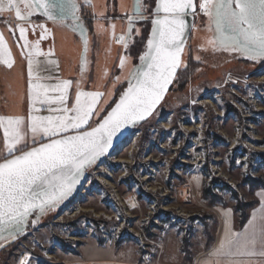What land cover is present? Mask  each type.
<instances>
[{
	"label": "rangeland",
	"instance_id": "1",
	"mask_svg": "<svg viewBox=\"0 0 264 264\" xmlns=\"http://www.w3.org/2000/svg\"><path fill=\"white\" fill-rule=\"evenodd\" d=\"M108 1L114 11L134 15V0ZM146 1L147 19L134 21L128 32L127 53L140 49L133 69L147 51L144 27L151 35L155 7ZM77 2L87 20L84 5L93 0ZM198 3L182 66L155 113L89 166L55 209L35 225L36 215L29 217V231L0 248V264L29 257L30 264H193L215 243L224 210H232L238 228L237 200L258 202L254 193L264 187L253 181L264 184V60L214 49L209 18ZM2 18L15 19L8 12ZM83 27L89 32L87 22ZM123 84L111 90L112 99L119 94L116 102L98 111L85 130L103 122L127 90ZM2 107L0 102V112Z\"/></svg>",
	"mask_w": 264,
	"mask_h": 264
},
{
	"label": "snow or ice",
	"instance_id": "2",
	"mask_svg": "<svg viewBox=\"0 0 264 264\" xmlns=\"http://www.w3.org/2000/svg\"><path fill=\"white\" fill-rule=\"evenodd\" d=\"M198 8L209 18L213 37L208 43L214 49L239 52L253 61L264 60V0H199ZM196 9L194 0H157L147 51L140 57V66L129 74L127 90L102 123L82 130L100 93L78 90L74 104L68 107L72 82L54 77L48 68L56 63L47 58L51 53L42 52L39 41L29 42L25 35L29 26L33 30L39 27L42 38L47 35L44 24L33 25L36 14L53 22L70 19L73 30L85 39L86 52L77 0H0V14L14 13L23 47L28 49L30 100L27 131L23 117L0 116L6 150V155L0 156V248L6 246L5 241L14 242L25 233L30 216L36 215L31 221L35 225L65 200L86 169L111 148L113 138L123 127L151 114L181 67L188 27L185 17L190 12L195 14ZM144 11L142 0H134V15L128 17L129 32L134 21L147 19ZM13 63L0 33V64L11 68ZM123 65L121 58L120 66ZM41 111L49 115L36 114ZM70 131L76 134L68 135ZM28 132L33 145L38 146L24 150L28 148ZM38 136L48 142H38ZM225 217V223L230 225L228 212ZM208 257L201 264H250L240 258H264V195L260 212L252 216L248 227L239 233L227 227ZM18 264H30V257Z\"/></svg>",
	"mask_w": 264,
	"mask_h": 264
},
{
	"label": "crops",
	"instance_id": "3",
	"mask_svg": "<svg viewBox=\"0 0 264 264\" xmlns=\"http://www.w3.org/2000/svg\"><path fill=\"white\" fill-rule=\"evenodd\" d=\"M78 7H80V3ZM84 7L89 8L85 12L89 15L87 20L81 16L82 11L79 10L77 15L80 17L82 26L84 22H87L89 25V32L83 27L85 29L84 36L87 40L86 52L85 39L81 37L79 31L73 30L70 19L64 23L59 21L53 22L36 14L32 17L33 25L44 24L48 29L47 35L42 38L39 27L33 30L31 26L28 27L25 35L29 42L39 41L42 52L45 54L51 53L47 58L56 62L48 66L51 74L60 81L72 82L68 90V107L74 104L78 90L100 93L96 104L93 106V114L88 120L89 123L92 118H95L98 111L99 114H102L112 101L113 92L111 90L117 87V83H128L129 74L134 67V59L125 49L129 36L128 17L131 12L125 14L126 10L122 9L114 11V6L108 0H93V3H90L88 6L84 5ZM4 19L0 20V33L3 34L5 42L11 40L7 48L11 51L14 63L11 68L0 64V102L3 103L0 116L23 117L25 119V130L27 131V118L30 112L28 49L23 47L24 40L20 39L18 29L16 28V19H12V21ZM4 21H7V24ZM121 36L125 37L124 41L119 40ZM121 58H124L123 67L120 66ZM39 59L44 60L45 57H39ZM36 114L49 115L47 111H41ZM69 114L71 115V113ZM85 129L86 125L83 126L82 130ZM71 133L75 132L70 131L67 134ZM36 139L38 142L47 141L46 139L41 141L39 136ZM30 143H32V138L31 133L28 132L27 145ZM18 147L23 148V145ZM262 195H264V189H259L254 193L255 198L258 200V205L250 210L248 221L240 229L236 226L235 215L232 210H224L220 232L215 243L208 251L200 255L193 264H201L202 261L209 258V251L213 246L218 245L227 227L230 226L237 233L247 228L252 216L260 212ZM226 212L230 215V225L225 223ZM240 259L248 260L250 264H264V258L260 257H242ZM98 261L95 260V264ZM100 261L102 260L100 259ZM108 261L114 264H132L117 262L112 259Z\"/></svg>",
	"mask_w": 264,
	"mask_h": 264
},
{
	"label": "water",
	"instance_id": "4",
	"mask_svg": "<svg viewBox=\"0 0 264 264\" xmlns=\"http://www.w3.org/2000/svg\"><path fill=\"white\" fill-rule=\"evenodd\" d=\"M194 3L197 5V0H194ZM197 10V9H196ZM196 13V12H195ZM185 20H186V24L188 25L187 29H186V32H185V45H184V49H183V53H182V56H181V60H183V56H184V52H185V49H186V46L188 44V41H189V38L191 36V33L193 31V28H194V25H195V14H192L191 12L185 17ZM182 65V64H181ZM181 68V67H180ZM180 68L177 70V73H176V76L175 78L169 83V85L166 87V90L162 96V98L159 100V102L154 106L152 112L150 115H147L144 119L142 120H138L136 121L135 123H129L126 127H123L121 129V131L119 133H117V135L113 138V143H112V146L111 148L108 149V151L106 153H109L111 152L117 145H119L123 140H125L127 137H129V135L131 134L132 132V129H133V126L136 124V123H140V122H143V121H146L147 119H149L154 113L155 111L158 109V107L161 105V103L163 102V100L165 99L166 95L168 94V92L170 91L172 85L174 84V81L180 71ZM102 123V122H101ZM96 127V126H95ZM91 129V128H90ZM90 129H87V130H90ZM72 134H76V133H71V134H68V135H72ZM48 142V141H46ZM38 146V145H36ZM28 150V149H27ZM105 153V154H106Z\"/></svg>",
	"mask_w": 264,
	"mask_h": 264
},
{
	"label": "trees",
	"instance_id": "5",
	"mask_svg": "<svg viewBox=\"0 0 264 264\" xmlns=\"http://www.w3.org/2000/svg\"><path fill=\"white\" fill-rule=\"evenodd\" d=\"M146 1V0H145ZM145 5H150V6H154L155 7V0H153L151 2V0H149L148 2L146 1ZM149 33H150V27H144V30H143V41L145 40V43L148 41V36H149ZM136 46H140L138 44H136ZM139 48H132V51H131V56L134 58V59H137L138 55H139ZM128 84L127 83H124L122 85V89H124L125 87H127ZM122 91V90H121ZM120 91V93H121ZM117 92H119V89L117 90ZM119 96V94H117ZM117 95L114 99H112V101L109 103L108 105V110L111 108V106L116 102V99H117ZM253 185L256 186L257 189L259 188H263L264 187V184L263 183H260V181H253ZM237 199V198H236ZM256 205H258V202H256L255 204L253 205H245V204H241V202L239 200H237V205L235 207V211L237 213H240L239 215V222H238V228H242L246 222L248 221L249 219V213L246 212V209L248 207L250 208H254ZM247 206V208H246Z\"/></svg>",
	"mask_w": 264,
	"mask_h": 264
},
{
	"label": "flooded vegetation",
	"instance_id": "6",
	"mask_svg": "<svg viewBox=\"0 0 264 264\" xmlns=\"http://www.w3.org/2000/svg\"><path fill=\"white\" fill-rule=\"evenodd\" d=\"M71 208V207H70ZM72 209V208H71ZM66 211V210H65ZM64 211V212H65ZM35 214H33L32 216H30V220H31V218L34 216ZM29 226V225H28ZM26 231L28 232L29 231V228L28 227H26ZM59 244V243H58ZM57 247V245L54 247V248H56Z\"/></svg>",
	"mask_w": 264,
	"mask_h": 264
},
{
	"label": "bare ground",
	"instance_id": "7",
	"mask_svg": "<svg viewBox=\"0 0 264 264\" xmlns=\"http://www.w3.org/2000/svg\"><path fill=\"white\" fill-rule=\"evenodd\" d=\"M183 61V60H182ZM182 66V65H181Z\"/></svg>",
	"mask_w": 264,
	"mask_h": 264
}]
</instances>
